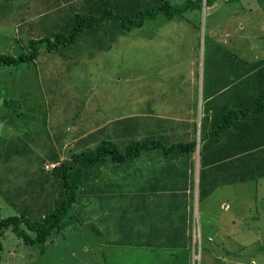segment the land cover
<instances>
[{"label": "rangeland", "instance_id": "374dc122", "mask_svg": "<svg viewBox=\"0 0 264 264\" xmlns=\"http://www.w3.org/2000/svg\"><path fill=\"white\" fill-rule=\"evenodd\" d=\"M66 12L71 13L70 18L75 13L84 14L82 1L77 0ZM253 15L246 14L245 21L251 18L263 22L264 13ZM184 17L178 15L172 20L160 14L156 21L147 20L143 28L131 31H124L119 22H104L79 33L74 44L57 51L50 53L42 44L41 72L32 64L24 65L31 68L24 75L18 74L17 67L0 72L1 89L11 87L13 79L4 73H14L13 81L25 84L9 89L15 96L6 101H13L14 105L4 104L0 113V220L23 216L40 222L61 202L66 179L79 184L78 200L72 208L78 221L62 233H54L45 245H27L9 227L2 238L0 264H131L134 255L125 253L122 246L133 248L144 243L142 233L154 234L156 229L157 234L165 236L176 229L181 215L192 225L195 219L198 232L199 207L189 201L184 213L182 201L186 200L187 191L194 198L204 172L199 177L195 173L188 183V175L174 167L172 159V155H182L180 149L170 157L160 149H148L138 159L117 167L109 157V164L94 168L83 161L78 164L80 170L55 171L56 166L45 171L46 164H68L74 154L96 149L102 141H113L125 152L132 138L142 139L149 134L148 126L156 123L162 128H183V134L172 142L195 141L194 153L203 155V144L198 139L203 129L200 121L204 112L200 113L199 104L203 69L206 66L205 82L212 81L211 86L219 87L226 71L225 65L219 63L220 57L227 56L218 52L210 55L217 63L209 66L205 48L210 44V33L204 26V17L197 24ZM40 21L38 17L36 23ZM67 24L62 21L59 27L51 28L54 33L46 32L42 38L53 40L59 33L70 34L73 19ZM93 30L95 36L91 38ZM227 31L221 27L218 34ZM258 33L261 39L257 38ZM244 37L255 41L253 51L258 49L263 56L264 31L247 30ZM30 50L29 44L20 43L17 57ZM261 79L260 93L264 91V70ZM257 96L249 97L248 104H254ZM177 118H194L195 124L178 125ZM94 126L101 127L90 140L97 143L84 149L78 145L74 151L73 140L78 131H89ZM148 139L170 144L164 139L162 143L161 135H149L144 140ZM160 155H164L161 162ZM63 157L67 162H62ZM178 190L185 194H178ZM255 210L262 214H258L262 220H257L258 226L253 230L259 233L264 246V203H257ZM98 224L104 230L99 235L92 232ZM23 228L35 235L25 225ZM167 242L172 241L164 240ZM203 252L202 260L197 249L175 254L173 262L224 264L218 252L206 247ZM262 255L263 252L256 264H264ZM152 260L150 264H169L166 256L164 262L156 257Z\"/></svg>", "mask_w": 264, "mask_h": 264}, {"label": "crops", "instance_id": "0c3cea01", "mask_svg": "<svg viewBox=\"0 0 264 264\" xmlns=\"http://www.w3.org/2000/svg\"><path fill=\"white\" fill-rule=\"evenodd\" d=\"M76 1L0 0V55L17 57L16 53L20 43L23 42L30 45L33 40L44 39L42 36L46 32L54 33L51 28L60 25L62 21L65 25L69 24L76 14H80L75 13L70 18L71 13L66 12V8L76 3ZM80 1L83 4V0ZM139 1L141 10L146 11L157 0ZM167 1L171 4L174 3L173 5L178 4L176 6H180L188 0H180L181 2ZM201 1V7L189 9L180 16H185L184 20L194 24H197L204 17V26L206 31L208 30L210 33V44L208 43L205 48L209 54L208 65L211 66L217 63L211 57L218 52L221 56H227L220 57L219 62L225 65L223 70L226 69V71L223 73L224 78L219 87H213L211 86L214 84L212 81L207 83L206 80L205 82L206 66L203 69V77L201 78L202 90L200 91L201 100L199 101L201 106L200 113L204 112L203 119L200 121L201 124L203 122V129L198 135L200 143L202 142L203 144V155H196L193 152L188 153L182 150H180V152H183L181 153L182 155H172L174 167L188 175V183L195 173L199 177V173L201 176L202 172H204V180L198 182L194 198L192 197L191 199L190 195L188 196L189 191H187L186 200L182 201L184 213L189 207V201L196 208L199 207L200 212L197 213L199 214L198 217L201 215L200 227L198 232H196L195 219L192 225L191 221L185 218V215H181L176 229L165 236L161 233L157 234L156 229L154 234L150 232L140 234L145 241L144 243L140 242L133 248L122 246L125 253L134 255V260L130 261L132 262L131 264H150L153 261L152 258L155 257L164 262L165 256L168 257L169 264H174L173 257L176 256L175 254L179 255L187 251L192 252V250L195 252L197 249L199 250V258L202 260L205 247L213 253L218 252L224 264H249L250 262L251 264H256V260L261 257V252L264 253V246L260 243L259 233L253 230L254 226H258L257 220L258 222L262 220L261 216L258 217V214H262L255 210L256 204L260 201L264 203V115L250 113L246 116H241L222 133L214 134V136L210 135L212 129L216 126L213 127L214 124L222 125L224 123L225 115L228 111H241L253 106L261 94V72L264 70V54L260 56L258 49L255 52L253 51L256 42L245 39L244 31H258L259 29L264 31V20L262 22L248 18L245 21L246 14L250 16L258 12L263 14L264 5L261 4V0H232L225 3L222 0H215L211 5H207V0ZM36 6L40 7L37 8ZM38 17L42 21L37 24L36 19ZM157 18L158 16L149 21H156ZM146 22L147 20L139 28H143ZM221 27L228 29V31L220 36L218 33ZM93 36H95L94 30L91 31V38ZM261 37V34L258 33L257 38L261 39ZM4 39H6L5 43ZM5 44L7 47H5ZM41 45H39V48ZM185 55L184 53L181 57L182 60H184ZM40 56L39 54L34 62L24 63L19 66H0V72H7L6 69L8 67H17L18 74L24 75L31 70V68H26L24 65L30 64L35 65L37 67L36 70L39 69V72H41V67H39ZM4 74L12 76L14 79V73ZM13 79L11 87L4 86L2 89L0 88V113L3 112L4 104L14 105L13 101H6L10 96H15L9 89L15 90V88H19V85H25L19 82L16 84ZM256 94L258 96L256 100L253 98V101L255 100L254 104L249 105V97H255ZM176 120L178 125L188 122L195 124L194 118H189V120L177 118ZM100 128L94 126L89 131H78L77 137L73 140V144H75L74 151H76L78 145L84 149L88 145L97 143V141L91 143L90 140L94 133L98 130L100 131ZM183 130V128H178V126L162 128L157 126L156 123V125L148 126V135L145 134L142 139L140 137L132 138L131 142L144 140L149 135H161L162 143L166 140L170 144L165 146V144L163 145L155 141V139L148 140L160 144L159 148L150 149L152 150L151 152H155L158 149L164 152L161 146L169 148L176 144L194 142H172L173 139H178V135L183 134ZM172 153L167 154L168 157ZM63 155H65V152ZM159 157L158 160L161 162V159H164V155ZM108 158L106 165L109 164ZM61 160H63L62 162H67L66 157ZM71 161L72 159L69 158L68 162ZM56 165L60 167L62 163H56ZM95 166L97 165L91 167L94 168ZM113 166L117 167L119 164L113 163ZM75 170H80L78 165ZM191 172L192 174H190ZM177 193L185 194L181 190H178ZM141 207H144V205ZM147 207H149L148 204ZM98 223H100L99 220ZM103 231L100 224L92 230L97 235ZM54 233L57 232L55 231ZM149 239L150 242L148 241ZM164 240L172 242L164 243ZM245 255H247L246 263L243 262V256L245 257ZM262 257L264 258L263 255Z\"/></svg>", "mask_w": 264, "mask_h": 264}, {"label": "trees", "instance_id": "16d2710c", "mask_svg": "<svg viewBox=\"0 0 264 264\" xmlns=\"http://www.w3.org/2000/svg\"><path fill=\"white\" fill-rule=\"evenodd\" d=\"M232 1V0H229ZM215 0H207V5H211ZM202 1L188 0L180 6L171 4L167 0H157L152 7L144 11L140 8L139 0H83L82 9L84 14H76L73 18V26L70 34L59 33L55 39L48 38L33 40L30 43V52L23 53L19 57L11 55H0V66L15 65L34 62L39 55V45L46 44L49 52L57 50L61 46L71 45L76 42L77 35L84 30L98 26L104 22H119L124 31H131L141 26V24L150 19L164 14L168 19L181 15L189 9L201 7ZM89 30V29H88ZM250 113H259L264 115V91L260 94L255 104L241 111L230 110L225 115L222 125L214 124L210 135L220 134L241 116ZM158 143L151 140L132 141L125 152H121L113 141H102L96 149L88 150L79 154H74L72 161L57 167L55 171L76 169V166L85 161L89 166L103 165L107 158L111 157L114 164H122L126 161L138 158L144 150L159 148ZM166 154H170L176 149L185 152H195L196 142L176 144L169 148L161 146ZM59 176V175H58ZM60 177V176H59ZM79 184L65 180L64 190L62 191V200L58 206L42 221L33 222L23 216H12L0 220V254L3 251L2 238L5 230L12 227L15 235L27 245H45L53 232L62 233L69 226L75 224L78 220L72 215L73 205L78 199ZM60 196V198H61ZM25 225L31 233L23 228Z\"/></svg>", "mask_w": 264, "mask_h": 264}, {"label": "built area", "instance_id": "2783aa9c", "mask_svg": "<svg viewBox=\"0 0 264 264\" xmlns=\"http://www.w3.org/2000/svg\"><path fill=\"white\" fill-rule=\"evenodd\" d=\"M57 165L56 164H46L45 165V170L46 171H51L53 170Z\"/></svg>", "mask_w": 264, "mask_h": 264}]
</instances>
